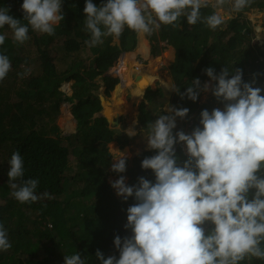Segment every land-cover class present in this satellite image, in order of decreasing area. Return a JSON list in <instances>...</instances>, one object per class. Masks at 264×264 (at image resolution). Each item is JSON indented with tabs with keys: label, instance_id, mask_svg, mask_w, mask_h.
I'll return each mask as SVG.
<instances>
[{
	"label": "clouds",
	"instance_id": "clouds-1",
	"mask_svg": "<svg viewBox=\"0 0 264 264\" xmlns=\"http://www.w3.org/2000/svg\"><path fill=\"white\" fill-rule=\"evenodd\" d=\"M229 3L231 11L238 13L248 7L251 0H215V3L212 0H105L100 6L94 4L93 0H85L84 25L85 31L90 34V40L86 43L94 47L109 36L114 37L113 41L120 40L127 28L140 37L147 36L150 46L148 59L154 62L165 53L163 51L168 53L171 50L176 54L172 64H177L176 48H165L168 41L159 42L157 48H160L161 53L155 56V44L148 36L161 25L178 27L181 17L186 18L189 25L201 22L209 29L216 30L231 18L230 15L213 11L205 16L201 10L209 6L222 9ZM62 4L63 0H23L22 20L26 23L10 15V8L0 7V28L7 26L11 29L14 42L19 44L30 38V29L54 35L55 26L64 20ZM5 39V35H0V45L4 44ZM115 45L120 47V43ZM137 49L138 44L132 51H122L114 64L98 78H101L105 89L107 79L109 82L114 78L118 80L115 88L120 85L121 79L114 76L117 74L114 68L119 65L123 55H130ZM10 70L9 57L0 54V80ZM155 72H152V76L156 77L154 85L141 98H137L140 103L137 127L140 133L144 132L148 149L142 150L132 161L135 164L136 158L154 150L156 154L145 157L141 168L152 170L155 181L141 176L138 177V183L129 186L125 182L126 177L121 175L110 184L108 168V185L124 201L130 197L135 200L126 210L127 223L124 225L131 234L123 238L115 236L114 246L119 258L115 255L105 258L100 250L96 251V258L100 264H239L249 256L264 259V95H261L264 89L253 87L255 81H243L242 69L237 68L231 74L228 67L222 68L219 74L212 67L204 69L208 81L201 84L200 79L196 78L184 93L177 89L175 94L179 93L182 99L187 97L196 102L200 92H211L223 107L211 111L203 109L199 124L194 128V122L191 121L194 117H191L189 133H185L183 130L178 131L176 121L187 119L188 108L177 109L174 97H170L167 105H155L157 97L163 95L162 85L165 81ZM137 77H140V81V74H132V87L139 82ZM69 84L66 82L64 86ZM97 84L100 88L99 81ZM174 89L173 86L171 90ZM60 90L72 94V91L66 92L62 87ZM104 93L109 98L110 92L106 94L104 90ZM97 96L102 111L95 118L101 115L100 118H106L111 128L119 132V139L110 144L118 142L125 146L135 142L136 135H139L135 127L126 129L125 134L122 116L115 117L119 120L112 118L110 121L103 114L106 99ZM142 105L145 106L144 110L141 109ZM146 105L153 107V113L148 112ZM144 114H151L147 125L139 119ZM70 118L66 128L57 123L63 137L78 132L77 121L71 111ZM72 122L76 124V130L67 134L72 130ZM177 144H181L180 148L187 157L182 163L178 160ZM127 158L120 152L113 158L111 170L125 173ZM9 165L7 175L13 190L11 195L20 203L41 199L35 194L39 181L22 179L24 161L18 151L12 154ZM129 177L131 179V175ZM17 180L22 182L17 184L14 182ZM11 246L7 230L0 225V251H7ZM64 264L86 262L76 252L64 256Z\"/></svg>",
	"mask_w": 264,
	"mask_h": 264
},
{
	"label": "trees",
	"instance_id": "trees-1",
	"mask_svg": "<svg viewBox=\"0 0 264 264\" xmlns=\"http://www.w3.org/2000/svg\"><path fill=\"white\" fill-rule=\"evenodd\" d=\"M102 2L105 0H93L97 6ZM22 3L23 0H0V7L10 8L9 14L22 20ZM84 7L85 0H63L64 20L55 26V34L50 36L30 29L26 47L14 42L7 26L0 28V35L6 37L0 45V54L7 55L11 61V70L0 80V225L7 230L12 245L7 251H0V264H64V256L76 252L86 264H100L95 256L97 250L105 258L111 255L119 258L114 238L131 234L124 225L126 210L135 200L118 199L106 178L112 157L109 144L119 139V132L111 128L106 118H95L102 111L95 92L99 88L98 78L122 51L136 48L139 36L126 28L119 38L120 47L112 45L111 36L104 37L102 44L89 46ZM253 9L264 10V0H251L236 18L216 30L201 22L189 25L181 17L178 27L161 25L157 35H153L154 31L148 36L155 44V56L161 53L157 48L159 42L168 41L165 48L177 49L180 79L176 81L180 93L196 78L201 84L208 81L204 72L208 67L217 74L224 67L229 68L230 74L242 69L243 81H255L253 87L264 89V52L253 48L254 31L243 16ZM201 11L206 16L214 9L209 6ZM52 49L63 51V62L68 64L65 70L56 68L50 55ZM138 54L139 50L125 64L126 55H123L114 68L117 72L114 76L121 82L130 74L128 63L134 64ZM29 55L32 62L41 63L37 67L40 73L26 77L21 65L30 63ZM172 57L169 51L166 58ZM66 82L72 84L71 95L60 90ZM109 83L114 89L118 80L114 78ZM153 85L154 81L146 87ZM109 92L106 87V94ZM201 95L200 92L196 102L187 97L182 99L181 95L175 102L177 109H189L186 118L194 117L193 128L198 126L203 109H213L211 102L201 103ZM212 100L220 105L215 97ZM67 103L72 104L78 132L63 137L57 121L62 106ZM139 119L144 125L149 123L146 114ZM180 145H176V152L182 163L187 157ZM17 151L24 161L22 179L39 181L35 194L42 198L36 202L20 203L11 195L7 173L11 156ZM155 154L152 150L136 158L129 186L138 183L141 176L155 181L152 170L141 168L142 160ZM45 193L48 195L44 196ZM239 264H264V259L249 256Z\"/></svg>",
	"mask_w": 264,
	"mask_h": 264
},
{
	"label": "rangeland",
	"instance_id": "rangeland-1",
	"mask_svg": "<svg viewBox=\"0 0 264 264\" xmlns=\"http://www.w3.org/2000/svg\"><path fill=\"white\" fill-rule=\"evenodd\" d=\"M213 3H215V0H212ZM214 9V8H213ZM214 11H219L221 15H230V19L232 20L233 18H236V16L238 15L237 12H232L231 11V4H225L224 7L222 9H214ZM243 16L246 17L247 21L250 23V27L253 29L254 31V39H253V48H261L262 51L264 52V10L261 9H253L249 12H246L243 14ZM227 23V22H226ZM57 26V25H56ZM29 35V34H28ZM153 35H157V31L154 32ZM12 37V35H10ZM140 38V36H139ZM141 41V45L143 42V45H145L144 42H147V36L145 37H141L140 39ZM121 42V40H114L112 45L115 44H119ZM23 46H27L26 42L23 43ZM61 44V43H60ZM36 50V49H34ZM51 51H54L51 55V57L53 58L52 61H54V64H56V68H58L59 71H63L65 70L66 66L68 64L63 62V51L62 50H57V49H52ZM138 51V50H137ZM171 51V50H170ZM141 52V50H140ZM164 54H162L160 57H158L157 59L153 61H151L150 59L147 58V54H146V58H144V56L142 57H136L135 58V63H128L129 69H130V74L126 75L125 78L122 80L121 83L126 82V81H132L131 80V76L134 73H138L141 75V77L146 78L149 82L155 81L156 78L152 76V72L159 73L162 78H164V85H162L163 88V95L161 97H157V99L155 100L157 103H155V105H167L170 101V97H174V99L178 100L180 95L175 94L176 90H177V81L176 79H180V74L178 71V64H172L175 59H176V54H173V57L171 59L166 58V55L168 53H166V51ZM173 52V51H172ZM136 54V51L131 53L130 55H126L124 60V64L126 63L127 59L129 57H132ZM140 54V53H139ZM30 56V55H29ZM29 64H22L21 68L23 70V72L25 73V76L28 77L30 75L35 76L36 74L39 73L40 69H37L38 66H40L41 63L38 62H32V56L29 57ZM119 59L117 60V62L115 63L118 64ZM145 65L148 66V68H144ZM76 69V68H75ZM172 78V79H171ZM99 84H101V78L98 80ZM147 82L145 85H147ZM120 83V84H121ZM70 85H62V89L65 90L66 92H71L72 90L70 89ZM173 86L175 87L174 91L171 90L173 89ZM106 87H108L110 89V94H109V98H106L104 90L105 87L104 85L101 84V87L99 88V90L96 92L97 95H100L102 97H104L106 99V101L104 100L105 104H104V108H103V114L105 117L110 116L111 119L113 118L114 120H119L118 116H122L123 119V123H122V129L123 132L125 133V130L128 129L129 127L134 126L137 134L139 133V135H136L137 139L135 140V142L127 144L125 146H123V144H119L118 142H114L112 144L109 145L110 148V152L112 154L111 160L109 161V183L111 184V182L117 180L121 175L126 177V184H129V179H130V175L132 173V169L134 167V164L132 163L133 159L135 158L134 156L138 155L141 153L142 150H147V143L145 140V135L144 132L140 133L139 128L137 127L139 125V121H138V116H139V102L137 98H141L144 94V92L146 91L145 86L142 89L141 92V97H137L132 95L131 91L126 90L125 94L123 95V102H124V108L122 109V107H114L112 104V102L114 101V95L117 92V87L114 89L112 88V85L109 83L108 79L106 82ZM127 92V93H126ZM182 93V92H181ZM139 95V96H140ZM174 95V96H173ZM177 95V96H176ZM214 98V96L211 94V92H202V96H201V103H206V102H211V105L213 108L216 107H220L222 108L223 105L222 104H216V102L214 100H212ZM159 101V102H158ZM169 101V102H168ZM141 102V101H140ZM146 102V101H145ZM148 107V105H146ZM153 106V104H152ZM151 106V108L148 109L149 113H153V107ZM71 105H65L62 106L61 108V113L58 117V121L57 123L59 124V126L63 128V125H65L66 123L69 124L70 120V111H71ZM141 109H145V106L142 105ZM151 109V110H150ZM145 115V114H144ZM153 116L156 117V119L158 118V116H156L155 114H153ZM67 117V118H66ZM146 117L148 119L151 118V114H146ZM109 118V117H108ZM71 119V118H70ZM192 119V118H190ZM190 119H183L181 120L180 124L178 125L179 130H183L185 133H189V127L191 125V123L189 122ZM135 121V124H134ZM76 130V124L72 122V130H69L68 133H72L75 132ZM126 134V133H125ZM120 152L124 153L128 158L126 161V172L125 173H115L111 170V166L114 163L113 158L117 155L120 154ZM111 164V165H110ZM115 194H116V190L113 189ZM117 195V194H116ZM118 196V195H117ZM118 198H122L120 196H118Z\"/></svg>",
	"mask_w": 264,
	"mask_h": 264
},
{
	"label": "bare ground",
	"instance_id": "bare-ground-1",
	"mask_svg": "<svg viewBox=\"0 0 264 264\" xmlns=\"http://www.w3.org/2000/svg\"><path fill=\"white\" fill-rule=\"evenodd\" d=\"M140 39H141V37H140ZM144 48L145 47L142 44V46L139 49V53L145 55L144 58H146L147 51L145 52L144 51ZM140 50H141V52H140ZM147 81L148 80L146 78L141 77V80L137 84L135 83V86L134 87H132V81H126V82L121 83L117 87V92L114 95V101L112 102L113 103L112 105L114 107H116V108H118V107L120 108V107L124 106V102H123V99L122 98H123V95L125 94V91L126 90L131 91L132 95H134V96L141 97L140 94H141L142 89L144 88V86H145V84H146Z\"/></svg>",
	"mask_w": 264,
	"mask_h": 264
},
{
	"label": "crops",
	"instance_id": "crops-1",
	"mask_svg": "<svg viewBox=\"0 0 264 264\" xmlns=\"http://www.w3.org/2000/svg\"><path fill=\"white\" fill-rule=\"evenodd\" d=\"M145 43V45H144V51L146 52H148V48H150V46H149V42L147 41V42H144ZM162 43V42H161ZM142 44H143V42H142ZM142 45H141V41H140V43H138V49L137 50H139L140 49V47H141ZM136 52H138V51H136ZM173 53V52H172ZM144 56L143 54H139V56ZM155 74H156V72H155ZM147 84H148V82H147ZM147 85H145V89L147 88L146 87ZM147 90V89H146ZM157 97V96H156ZM124 108V106H122V109ZM109 117V120L111 121L112 119H111V117L110 116H108ZM180 124V122L179 121H176V127H178V125ZM63 128H66V124L65 125H63Z\"/></svg>",
	"mask_w": 264,
	"mask_h": 264
},
{
	"label": "water",
	"instance_id": "water-1",
	"mask_svg": "<svg viewBox=\"0 0 264 264\" xmlns=\"http://www.w3.org/2000/svg\"><path fill=\"white\" fill-rule=\"evenodd\" d=\"M140 77H137V81H139ZM99 117H101V115H99Z\"/></svg>",
	"mask_w": 264,
	"mask_h": 264
}]
</instances>
